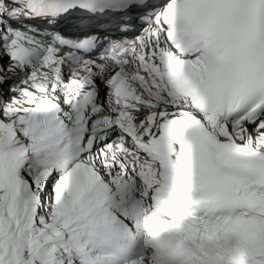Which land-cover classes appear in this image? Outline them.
<instances>
[{
	"label": "snow or ice",
	"instance_id": "1",
	"mask_svg": "<svg viewBox=\"0 0 264 264\" xmlns=\"http://www.w3.org/2000/svg\"><path fill=\"white\" fill-rule=\"evenodd\" d=\"M0 264H264V0H0Z\"/></svg>",
	"mask_w": 264,
	"mask_h": 264
}]
</instances>
